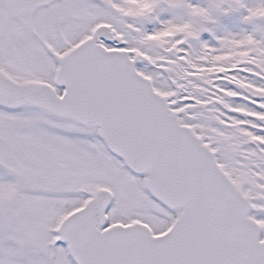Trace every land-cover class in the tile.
I'll return each mask as SVG.
<instances>
[{
    "label": "snow or ice",
    "instance_id": "6c2138e0",
    "mask_svg": "<svg viewBox=\"0 0 264 264\" xmlns=\"http://www.w3.org/2000/svg\"><path fill=\"white\" fill-rule=\"evenodd\" d=\"M0 264H264V0H0Z\"/></svg>",
    "mask_w": 264,
    "mask_h": 264
}]
</instances>
